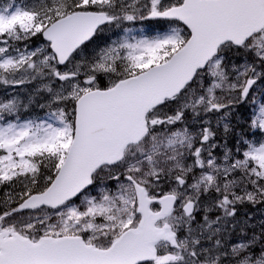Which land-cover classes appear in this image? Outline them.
Listing matches in <instances>:
<instances>
[{
    "label": "snow or ice",
    "instance_id": "6c2138e0",
    "mask_svg": "<svg viewBox=\"0 0 264 264\" xmlns=\"http://www.w3.org/2000/svg\"><path fill=\"white\" fill-rule=\"evenodd\" d=\"M0 264H264V0H0Z\"/></svg>",
    "mask_w": 264,
    "mask_h": 264
}]
</instances>
